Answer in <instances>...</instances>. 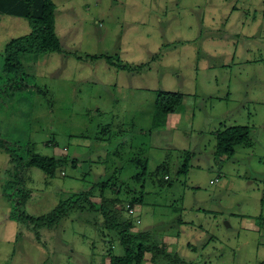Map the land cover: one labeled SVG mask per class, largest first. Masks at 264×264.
<instances>
[{"label": "rangeland", "instance_id": "obj_1", "mask_svg": "<svg viewBox=\"0 0 264 264\" xmlns=\"http://www.w3.org/2000/svg\"><path fill=\"white\" fill-rule=\"evenodd\" d=\"M53 1L63 52L22 54L23 80L2 67L6 45L30 24L0 15V183L17 178L8 195L18 202L20 189L29 192L19 211L0 185V230L14 237L1 250L16 252L13 264L124 256L98 212L74 211L39 230L7 220L17 212L47 220L60 201L88 191L100 205L104 184L106 197L134 210L124 208L133 232L151 233L168 254L190 264H261L264 0ZM159 91L183 94L184 104L153 129ZM235 126L248 127L249 140L232 158L218 156L216 133ZM29 148L68 161L50 177L22 166ZM186 152L193 157L181 174Z\"/></svg>", "mask_w": 264, "mask_h": 264}, {"label": "trees", "instance_id": "obj_2", "mask_svg": "<svg viewBox=\"0 0 264 264\" xmlns=\"http://www.w3.org/2000/svg\"><path fill=\"white\" fill-rule=\"evenodd\" d=\"M56 11L57 6L53 0H0L1 16L24 18L28 20L31 27L30 34L13 39L6 45L4 52L5 61L2 67L4 75H13L19 79L27 76L20 58L22 54L42 55L63 52L61 40L56 32ZM77 59L81 60L82 58L77 57ZM108 60L110 59L108 58ZM111 65H114V63H111ZM121 68L123 70L126 69V67ZM183 104V94L159 91L154 108L153 129L167 125L168 117L180 111L183 108ZM250 133L248 127L240 126L220 130L216 133V154L232 158L236 153V148L249 140ZM2 147H4V144ZM7 151L13 154L11 150L7 149ZM27 157V161L22 164V166L24 165L23 167L38 168L50 177L56 175L59 165L68 161L66 158L59 159L42 156L34 153L30 148L27 151ZM191 157H193V154L186 152L183 166L179 171L181 174H186L189 171ZM11 158V161H14V155ZM16 182L17 178L14 181L5 183L4 192L10 201L18 203L14 208L21 211L29 198V192L26 190L21 191L20 189L17 194L21 198L19 202L16 201V196L8 195L9 187L15 186ZM100 185L102 187V202L100 205L92 201L94 193L88 191L74 194L68 199L60 201L47 220L46 217L35 219L25 216L23 212L22 214L17 212L14 215L18 221L29 222L34 226L35 230H39L44 227L53 228L74 211L98 212L104 219L105 229L117 234L125 250V254L122 257L110 256V264H145L147 262V254L152 255L150 261L154 264L158 263L160 258H163L168 264H190L181 260L178 254L173 256L168 254L165 247H160L157 241L152 240L151 233L140 231L134 233L133 229L136 227L134 220L124 215V208H127L126 205L119 199L106 197V185ZM96 188L97 186L93 190ZM130 207L132 208V206ZM127 210H129V207ZM261 264H264V261Z\"/></svg>", "mask_w": 264, "mask_h": 264}, {"label": "crops", "instance_id": "obj_3", "mask_svg": "<svg viewBox=\"0 0 264 264\" xmlns=\"http://www.w3.org/2000/svg\"><path fill=\"white\" fill-rule=\"evenodd\" d=\"M0 185H1V183H0ZM1 190H2V192L5 191V183H3V184L1 185ZM4 193H5V192H4ZM7 220H9L10 222L14 223L13 226H12V228H13V229L17 228V230H19V225L23 223V222H21V221H18V220L16 219V216H15L14 214H11V215L8 217ZM7 220H6V221H7ZM6 221H5V222H6ZM12 238H14V237H12ZM12 238L9 236L8 231H6V234H5V233H3L2 230H0V243H1V241H6L8 244H11L12 241H13ZM0 250H1V247H0ZM10 255H11V256H10ZM24 255H25V253H24V252H21L20 255H18V256H20V258H21V257H23ZM15 257H16V252L13 253V252H11V251H9V250H8V251H3V250L0 251V259H1L0 261H2L4 258H7V260H10L11 263L13 264V260H14ZM24 257H25V256H24ZM23 261H24V260H23ZM3 263H4V261L1 262V264H3Z\"/></svg>", "mask_w": 264, "mask_h": 264}, {"label": "built area", "instance_id": "obj_4", "mask_svg": "<svg viewBox=\"0 0 264 264\" xmlns=\"http://www.w3.org/2000/svg\"><path fill=\"white\" fill-rule=\"evenodd\" d=\"M130 211H131V213H133V212H134V210H133V209H131Z\"/></svg>", "mask_w": 264, "mask_h": 264}]
</instances>
